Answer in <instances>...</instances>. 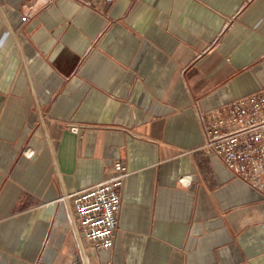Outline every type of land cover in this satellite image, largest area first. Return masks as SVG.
Here are the masks:
<instances>
[{"label":"crops","instance_id":"1","mask_svg":"<svg viewBox=\"0 0 264 264\" xmlns=\"http://www.w3.org/2000/svg\"><path fill=\"white\" fill-rule=\"evenodd\" d=\"M263 87L264 0H0V264H264L197 120ZM116 160L113 246L79 248L64 196Z\"/></svg>","mask_w":264,"mask_h":264},{"label":"built area","instance_id":"2","mask_svg":"<svg viewBox=\"0 0 264 264\" xmlns=\"http://www.w3.org/2000/svg\"><path fill=\"white\" fill-rule=\"evenodd\" d=\"M201 149L217 156L233 174L264 193V87L207 110L198 109ZM73 131L76 126H70ZM126 166L116 160L100 181L65 194L74 213L78 246H113Z\"/></svg>","mask_w":264,"mask_h":264},{"label":"water","instance_id":"3","mask_svg":"<svg viewBox=\"0 0 264 264\" xmlns=\"http://www.w3.org/2000/svg\"><path fill=\"white\" fill-rule=\"evenodd\" d=\"M72 264H82V261L78 254L74 256Z\"/></svg>","mask_w":264,"mask_h":264}]
</instances>
